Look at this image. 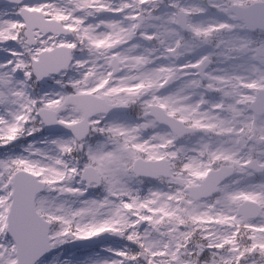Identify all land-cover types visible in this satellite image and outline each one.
<instances>
[{"label":"snow or ice","instance_id":"snow-or-ice-1","mask_svg":"<svg viewBox=\"0 0 264 264\" xmlns=\"http://www.w3.org/2000/svg\"><path fill=\"white\" fill-rule=\"evenodd\" d=\"M0 264H264V0H0Z\"/></svg>","mask_w":264,"mask_h":264}]
</instances>
